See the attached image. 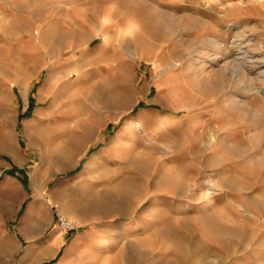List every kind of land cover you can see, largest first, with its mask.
Returning <instances> with one entry per match:
<instances>
[{
  "label": "rangeland",
  "instance_id": "rangeland-1",
  "mask_svg": "<svg viewBox=\"0 0 264 264\" xmlns=\"http://www.w3.org/2000/svg\"><path fill=\"white\" fill-rule=\"evenodd\" d=\"M61 261L264 264V0H0V264Z\"/></svg>",
  "mask_w": 264,
  "mask_h": 264
},
{
  "label": "bare ground",
  "instance_id": "bare-ground-1",
  "mask_svg": "<svg viewBox=\"0 0 264 264\" xmlns=\"http://www.w3.org/2000/svg\"><path fill=\"white\" fill-rule=\"evenodd\" d=\"M113 17V14L111 13V12H106V13H104V14H102V16H100V18H102L103 20H109V19H111ZM119 29H125V28H128L129 30L128 31H132L133 30V27H132V25H130V24H126V22L125 21H123V22H120L119 23ZM130 27V28H129ZM107 40V39H106ZM214 45L213 46H215L216 47V49L218 48V50L220 51V50H223V47H222V44H221V42H216V41H214V40H212L211 41ZM224 45V44H223ZM221 53V52H220ZM225 55V54H224ZM211 57V56H210ZM213 60H218V56L215 58L214 57V59ZM244 61V60H243ZM241 60H240V58H235V59H233V60H231L230 61V65H226L225 67H224V70H226V71H230V72H232L233 74H236V75H243L244 73H243V65L241 66ZM171 75V74H170ZM171 79V78H170ZM250 89H252V88H250ZM254 89V88H253ZM135 123V122H134ZM136 125V124H135ZM137 127H139L140 129L144 126V124L141 122V121H139V122H137V125H136ZM136 126H135V128H136ZM131 127V126H130ZM140 131H142V130H140ZM100 203H102V201L100 202ZM112 203V202H111ZM108 204V203H107ZM103 205V204H102ZM109 205H107V207H108ZM103 207H106V206H103ZM106 207V208H107ZM117 207V206H116ZM105 208V209H106ZM111 208V207H110ZM118 208V207H117ZM36 226V225H35ZM37 229H39V228H37ZM46 253V252H45Z\"/></svg>",
  "mask_w": 264,
  "mask_h": 264
},
{
  "label": "built area",
  "instance_id": "built-area-1",
  "mask_svg": "<svg viewBox=\"0 0 264 264\" xmlns=\"http://www.w3.org/2000/svg\"><path fill=\"white\" fill-rule=\"evenodd\" d=\"M59 224L62 231H69L77 228L76 223L66 217H60Z\"/></svg>",
  "mask_w": 264,
  "mask_h": 264
},
{
  "label": "crops",
  "instance_id": "crops-1",
  "mask_svg": "<svg viewBox=\"0 0 264 264\" xmlns=\"http://www.w3.org/2000/svg\"><path fill=\"white\" fill-rule=\"evenodd\" d=\"M54 87L55 88H57L58 87V83H57V81H54ZM8 184V186H10L11 185V183H7ZM6 184V185H7ZM126 227V226H125ZM126 232V231H125ZM90 234H91V232H88L87 233V235L88 236H90ZM86 234H84V235H81V236H79L80 238H83L84 236H85ZM2 236V235H1ZM81 252H83L82 250H80V252L79 253H81ZM58 264H66V262H64V261H61V262H59ZM88 264H91V263H88Z\"/></svg>",
  "mask_w": 264,
  "mask_h": 264
}]
</instances>
